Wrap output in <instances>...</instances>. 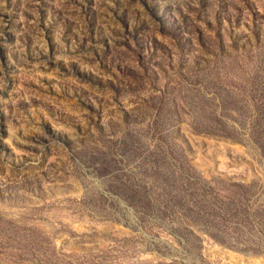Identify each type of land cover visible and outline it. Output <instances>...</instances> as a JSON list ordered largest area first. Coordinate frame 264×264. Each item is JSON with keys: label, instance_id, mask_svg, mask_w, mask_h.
<instances>
[{"label": "rangeland", "instance_id": "1", "mask_svg": "<svg viewBox=\"0 0 264 264\" xmlns=\"http://www.w3.org/2000/svg\"><path fill=\"white\" fill-rule=\"evenodd\" d=\"M0 264H264V0H0Z\"/></svg>", "mask_w": 264, "mask_h": 264}]
</instances>
